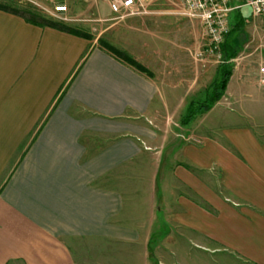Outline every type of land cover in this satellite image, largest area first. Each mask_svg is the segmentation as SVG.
<instances>
[{"label":"crops","instance_id":"1","mask_svg":"<svg viewBox=\"0 0 264 264\" xmlns=\"http://www.w3.org/2000/svg\"><path fill=\"white\" fill-rule=\"evenodd\" d=\"M159 17L126 19L182 26ZM260 30L222 99L181 125L219 65L172 34L132 38L140 72L0 10V264H264Z\"/></svg>","mask_w":264,"mask_h":264},{"label":"rangeland","instance_id":"2","mask_svg":"<svg viewBox=\"0 0 264 264\" xmlns=\"http://www.w3.org/2000/svg\"><path fill=\"white\" fill-rule=\"evenodd\" d=\"M40 6L46 8L48 11L52 10L54 6L58 4H65L68 8L66 17L69 19L67 22H63L68 24L71 27L77 28L83 31L85 34L91 37V40L95 41V45L101 47L107 52L111 53V50L122 52L127 56L131 57V52L133 51V43L132 38L140 37L141 43L140 47L145 48L148 43V38H158L162 40L166 34H172L171 38L173 42H182L185 46L183 52L187 55V59L192 60H205L210 64L214 65L213 67H217L223 60V52L221 50L220 58L201 56L204 53L207 46V39L204 33V30L201 24L197 21L188 19L181 14L180 5L177 0H139L143 6V9L147 12L146 15L142 16H172L178 21L182 22V26H178L174 28L172 31H168V27L165 22V18L156 20L154 22H143L142 25H132L130 19H119L115 15H113L108 7V2L106 0H34ZM245 0H230V5L232 7H240L235 9L229 15V23L230 29L233 28L237 23V15L241 17H245L248 23L244 25L242 29L239 31L232 30L228 42L232 44L234 49H236L237 59L244 60L245 57V49L243 47V43L247 40V33H260L261 25L260 22L249 18V11L242 7ZM12 4L15 7L22 8L21 4L28 5L34 7L30 4H27L23 0H0V5ZM36 8V7H35ZM38 9V8H37ZM44 16L48 18H52L55 21L57 19L51 17L50 14L43 12L42 10H38ZM133 19V18H132ZM60 22V21H58ZM184 22L187 23L184 24ZM141 26V27H140ZM137 27H140L138 29ZM136 28V29H135ZM250 42H255L256 39L252 40L251 36H249ZM258 42V41H257ZM261 42V39H260ZM162 44V43H161ZM153 45V44H152ZM154 46V45H153ZM150 52L151 58H158L162 55L161 50H157L156 47H153ZM156 50V51H153ZM264 50V49H263ZM148 52V51H147ZM147 52H140V55L143 59H148L146 57ZM260 54L261 52L257 51L253 53L252 57L248 59H252L255 62L258 57L256 54ZM186 58V57H185ZM256 63V62H255ZM258 64V63H257ZM259 65V64H258ZM207 84V83H206ZM251 102H254L253 100ZM263 107V106H262ZM253 108L259 110L261 108L260 105L253 104ZM183 143H199V142H177L178 146L181 147ZM162 146L165 145V142H160ZM171 149V148H169ZM211 183L215 185V178L211 180ZM221 193H225L222 189H220Z\"/></svg>","mask_w":264,"mask_h":264},{"label":"built area","instance_id":"3","mask_svg":"<svg viewBox=\"0 0 264 264\" xmlns=\"http://www.w3.org/2000/svg\"><path fill=\"white\" fill-rule=\"evenodd\" d=\"M36 7L37 10L50 14L60 22H67L68 8L65 4H58L48 11L34 0H23ZM110 12L119 19L146 15L139 0H106ZM181 14L191 20L198 21L206 35L207 46L201 56L220 58L221 46L230 31L229 15L240 7H232L230 0H177ZM242 7L250 10L251 15L261 23L264 33V0H245ZM259 85L264 88V64L259 67Z\"/></svg>","mask_w":264,"mask_h":264},{"label":"trees","instance_id":"4","mask_svg":"<svg viewBox=\"0 0 264 264\" xmlns=\"http://www.w3.org/2000/svg\"><path fill=\"white\" fill-rule=\"evenodd\" d=\"M21 7L22 8H18L13 6L12 4H5L0 5V10L16 15L22 18L25 22L40 28H53L61 32L91 40V37L85 34L83 31L71 27L63 22H58L52 18H48L41 14V12L34 7L23 4H21ZM245 24L246 18L237 15V23L234 26V30L233 28L230 29L229 33L227 34L224 40V43L221 46V50L223 52V60L217 68V77L212 82V84L204 91V96L202 99L197 101L191 100L188 103L185 113L180 120L181 125H188L197 117L202 116L203 114L211 110L213 106L224 96L228 81L232 74V61L237 57L236 49H234V47L236 46H232V44L228 42V39L230 37V34L232 33V30L233 32L239 31L244 27ZM111 54L123 60L128 65L134 67L136 70L140 72H145V69L143 67L137 64L132 58H130L126 54L113 50H111Z\"/></svg>","mask_w":264,"mask_h":264}]
</instances>
